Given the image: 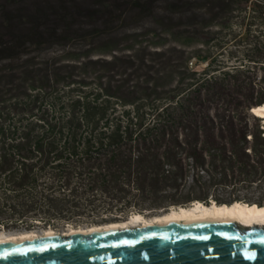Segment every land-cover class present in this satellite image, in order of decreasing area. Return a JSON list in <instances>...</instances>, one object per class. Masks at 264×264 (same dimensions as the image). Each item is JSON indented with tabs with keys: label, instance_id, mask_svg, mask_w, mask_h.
<instances>
[{
	"label": "trees",
	"instance_id": "obj_1",
	"mask_svg": "<svg viewBox=\"0 0 264 264\" xmlns=\"http://www.w3.org/2000/svg\"><path fill=\"white\" fill-rule=\"evenodd\" d=\"M156 1L29 0L0 9V230L113 222L193 201L264 206V130L250 128L261 121L250 109L264 92L254 96L249 68L190 70L187 48L201 40L185 33L200 23L196 9L227 15V26L247 0H172L163 23ZM186 12L195 22L176 32L172 15ZM120 22L145 32L116 42ZM159 25L174 45L164 48ZM90 36L104 41L65 49ZM55 45L59 53L42 54ZM113 50L131 52L90 58Z\"/></svg>",
	"mask_w": 264,
	"mask_h": 264
},
{
	"label": "water",
	"instance_id": "obj_2",
	"mask_svg": "<svg viewBox=\"0 0 264 264\" xmlns=\"http://www.w3.org/2000/svg\"><path fill=\"white\" fill-rule=\"evenodd\" d=\"M92 225L66 224L54 228L52 235L40 232L0 242V264H264V225L188 219L87 233L63 231Z\"/></svg>",
	"mask_w": 264,
	"mask_h": 264
},
{
	"label": "rangeland",
	"instance_id": "obj_3",
	"mask_svg": "<svg viewBox=\"0 0 264 264\" xmlns=\"http://www.w3.org/2000/svg\"><path fill=\"white\" fill-rule=\"evenodd\" d=\"M25 1L29 0H0V9L8 3L21 6L22 4H24L23 2ZM171 2L172 0L156 1L158 7L157 14L160 23L165 22L164 15L167 14L166 8L172 5ZM206 10V7L195 10V13L199 15L197 20H200V23H193L192 26L187 28L188 32H185L186 34L188 33L191 36H196L201 40L200 42L195 41L190 47L187 48L188 54L190 56L188 62L190 70L201 72L202 70L207 69L208 76H215L219 75L221 70H228L233 66H237L239 68L244 69L249 68L251 71L246 75L250 76L251 78L246 79V81L249 82L250 87H253L254 96H259V94L264 92V23L260 19L258 11H248L245 9L241 12H231L230 14H228L229 16H231L228 25L222 26L220 23L224 20H227V15L212 18L210 13H206ZM190 16V12H186L184 15H182V17L179 13H174L172 15V23L175 24L174 30L176 32L184 30L185 27H183L182 25L180 26V24L183 22H195L194 18H191ZM188 17L190 18L188 19ZM204 21L209 23L202 27V25H204ZM148 25L149 23L145 22V26ZM83 28L86 30H90L92 28V25H83ZM143 32H145V28L140 27V25H129L121 22L120 26L116 27L113 30L114 36H117L118 38L116 39V42L120 40L119 38H122L126 35H132L135 33L141 34ZM158 32L161 37L169 38L164 48L175 44L170 41L169 35L162 30V25H159ZM132 37L133 36H130L129 38L132 39ZM145 38V35L139 36V39L141 40H145ZM256 40L259 41L260 44L258 46L263 50V55L261 56L257 55L254 49L256 45ZM103 41L104 37L96 36H90L89 38L82 40L75 39L72 40L69 44L65 45V49L69 50L73 48L78 51L79 49H84L89 46H92L91 48H93V46L97 48ZM61 48L63 47L55 45L42 52V54L44 56H48L55 52L59 53L57 52V50H61ZM160 49L161 47L149 48V50L152 51ZM129 52L131 51L124 50L121 52L118 50H113L103 53L93 51V53L90 55V58L111 59L114 54L117 56H121L122 54ZM196 54L207 57V60L201 59V57H197ZM191 62L192 64H190ZM240 98L242 97H239V99ZM256 123L259 124V129L264 130L262 121H251L250 128L253 131L257 129V127L254 126ZM158 211L159 210L152 212L150 210H145L143 212H146L145 216H152L155 214H159ZM104 223H98L95 225ZM59 228L63 229L64 227Z\"/></svg>",
	"mask_w": 264,
	"mask_h": 264
},
{
	"label": "bare ground",
	"instance_id": "obj_4",
	"mask_svg": "<svg viewBox=\"0 0 264 264\" xmlns=\"http://www.w3.org/2000/svg\"><path fill=\"white\" fill-rule=\"evenodd\" d=\"M253 115L261 119L264 128V103L254 107ZM188 219L234 221L245 227L256 224L264 225V206L259 207L256 204H247L242 201H235L231 204H217L213 200L209 204L194 201V204L184 207L180 206L177 208L171 206L170 210L152 216H145L142 213H134L130 217L121 221L79 228L69 226L67 230L63 231L67 232V234L73 232L87 233L103 229L135 227L141 224L146 225V223L150 224L158 221L168 222L178 220L179 222H182ZM40 232L46 235H52L56 233V230L50 227L42 230L29 229L11 232L4 231L0 232V242L37 237Z\"/></svg>",
	"mask_w": 264,
	"mask_h": 264
},
{
	"label": "built area",
	"instance_id": "obj_5",
	"mask_svg": "<svg viewBox=\"0 0 264 264\" xmlns=\"http://www.w3.org/2000/svg\"><path fill=\"white\" fill-rule=\"evenodd\" d=\"M246 10L248 11L257 10L260 19L264 23V0H247ZM190 64H192V62Z\"/></svg>",
	"mask_w": 264,
	"mask_h": 264
}]
</instances>
